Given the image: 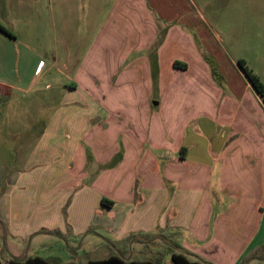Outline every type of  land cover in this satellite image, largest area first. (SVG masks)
Segmentation results:
<instances>
[{
	"label": "crops",
	"instance_id": "0c3cea01",
	"mask_svg": "<svg viewBox=\"0 0 264 264\" xmlns=\"http://www.w3.org/2000/svg\"><path fill=\"white\" fill-rule=\"evenodd\" d=\"M201 1L0 0V98L48 108L15 162L0 133L2 264H264V101Z\"/></svg>",
	"mask_w": 264,
	"mask_h": 264
},
{
	"label": "rangeland",
	"instance_id": "374dc122",
	"mask_svg": "<svg viewBox=\"0 0 264 264\" xmlns=\"http://www.w3.org/2000/svg\"><path fill=\"white\" fill-rule=\"evenodd\" d=\"M209 1V3H205V0H202L197 4L207 20L205 21L206 23H203V27H205L203 31L206 34L207 31L210 33L207 40L213 45L216 44L231 58L236 60L244 59L247 65L264 81V0ZM108 5L106 4V9ZM156 24L159 29V40H162L168 28L173 25V22H158L156 20ZM188 32L195 43H198L199 46L201 44L206 49L203 37L200 38L198 33L192 30H188ZM76 37L78 42L74 41V46L80 43V36ZM85 45L86 43H81L82 48ZM206 50L208 51V49ZM209 54L217 61L211 52ZM219 72L223 83L225 78L220 66ZM40 96L39 94L37 99L29 97L23 99L22 96H15L9 101L0 98V123L3 125V131L0 133H3L1 138L4 146L7 148L9 156H12L11 160L13 161L11 162H15L22 151L29 147L30 143L37 138L39 131L47 120L48 108L37 104L41 99ZM23 102H26V104L23 105ZM59 104L60 99L53 100L52 105L58 107ZM35 111H37V114L34 113ZM74 118L75 116H73V121ZM33 121L36 122V126L31 128ZM17 124L23 126L25 130H14L13 127H17ZM72 134L74 141H78L81 138L80 131H72ZM104 201L106 205L112 204V201L108 199L104 198L102 202L104 203ZM135 255L138 259L142 257L141 253ZM94 257H97L96 253H94ZM166 261L163 255L157 260V263L168 264Z\"/></svg>",
	"mask_w": 264,
	"mask_h": 264
},
{
	"label": "trees",
	"instance_id": "16d2710c",
	"mask_svg": "<svg viewBox=\"0 0 264 264\" xmlns=\"http://www.w3.org/2000/svg\"><path fill=\"white\" fill-rule=\"evenodd\" d=\"M0 28L4 30L6 33H9L12 35L10 31H8L6 28L0 25ZM201 52L203 57L206 59V61L210 64L212 73L214 77L218 81H222V76L219 72V65L217 61L209 54V52L200 44ZM237 64L240 67V69L243 71L246 78L249 80L251 85L254 87L256 92L261 96L262 100L264 101V83L261 80L260 76L257 75L246 63L244 59H238ZM175 65L180 68H186V64L181 63L179 61L175 62ZM105 204V201H104ZM173 264H202L198 261H192L190 260L186 255L182 253H173L172 255ZM0 264H2L0 260ZM9 264H50L49 262L45 261L44 259L40 257L35 258H29L25 261H20L18 259H11L9 261ZM58 264H76V263H58ZM87 264H157L151 261H131L126 262L125 260L117 257L112 256L107 259H100V260H89Z\"/></svg>",
	"mask_w": 264,
	"mask_h": 264
}]
</instances>
